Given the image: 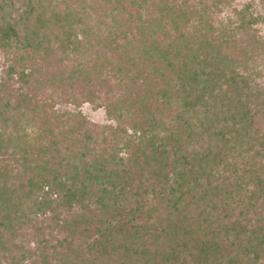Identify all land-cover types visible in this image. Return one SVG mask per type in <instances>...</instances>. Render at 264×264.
<instances>
[{"label":"trees","instance_id":"trees-1","mask_svg":"<svg viewBox=\"0 0 264 264\" xmlns=\"http://www.w3.org/2000/svg\"><path fill=\"white\" fill-rule=\"evenodd\" d=\"M229 1L0 0V264H264L263 16Z\"/></svg>","mask_w":264,"mask_h":264},{"label":"rangeland","instance_id":"rangeland-1","mask_svg":"<svg viewBox=\"0 0 264 264\" xmlns=\"http://www.w3.org/2000/svg\"><path fill=\"white\" fill-rule=\"evenodd\" d=\"M262 2L264 3V0H230L227 7H224L220 13H217L214 15L215 18V26H217L220 22H224L227 18L231 19L232 21L235 20V12L234 10L242 9V7L247 3H253V7L251 9V13L253 16L255 15V12H260V16H263L262 20H259L258 22H255L252 27V33H255L257 37L260 38L261 41L264 42V6L262 5ZM15 50V49H14ZM20 51L15 50V53H19ZM56 55H59V52H56ZM13 58H15V55H12L11 53H3L0 51V83L6 78L7 68L9 65H11ZM260 60V58H259ZM31 67V66H30ZM34 68V67H33ZM250 74L252 75V79L257 82V84H260L262 87H264V62L257 64L255 67H250ZM255 71L261 72V76L254 75ZM240 74L243 76H247V72L240 70ZM34 76V75H33ZM16 77H13V80L10 81L9 86L13 88L14 90L17 89L19 84L15 80ZM253 85V84H252ZM36 84H34L33 80H30V85L27 87H24L23 91L26 93H29V96L33 97V101L40 100L43 101V99H46V102L51 105V114L52 113H71V112H81V115L84 117V121L87 122V128L89 129H95L99 131L102 127L108 126V125H115L113 121H110L103 108H97L94 104L91 103H81L79 106H76L75 104H72L70 102L65 101H56V97L51 95L52 89L50 87H40L37 88ZM13 90V91H14ZM7 92L0 93V96L6 95ZM15 94V93H14ZM6 98V97H5ZM12 101H14L13 96L10 98ZM260 110V109H259ZM66 118V116H64ZM64 120V119H63ZM254 123L256 126H253L254 129H259L260 135H264V113H259L255 115ZM6 159L7 156H4ZM59 214L58 219H65L70 216L71 212H68L66 210H60L57 211ZM22 234V241L24 243H29L30 246H28L30 249H34L36 247L35 243V237L32 234V230L30 228L21 229L20 232ZM63 233L56 234L54 232L53 236L55 238H61ZM52 243H55V240H52ZM27 247V246H26ZM24 264H31V259H27ZM33 264V263H32Z\"/></svg>","mask_w":264,"mask_h":264}]
</instances>
